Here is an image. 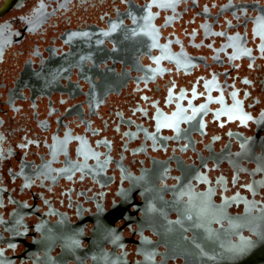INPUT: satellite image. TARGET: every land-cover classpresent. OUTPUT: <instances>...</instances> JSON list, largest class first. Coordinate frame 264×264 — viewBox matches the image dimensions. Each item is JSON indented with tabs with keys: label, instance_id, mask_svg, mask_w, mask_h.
I'll use <instances>...</instances> for the list:
<instances>
[{
	"label": "flooded vegetation",
	"instance_id": "af4514ba",
	"mask_svg": "<svg viewBox=\"0 0 264 264\" xmlns=\"http://www.w3.org/2000/svg\"><path fill=\"white\" fill-rule=\"evenodd\" d=\"M8 6L0 13V152L11 145L4 142L10 127H57L56 118L63 127H100L115 112L140 127H154L140 112L149 116L151 108L160 115H185L197 132L188 134L192 127L176 124L187 140L179 148H173L167 130L153 143L129 148L116 138L111 155L129 182L102 186L115 171L99 182L76 184L81 210L93 218L113 213L117 231L123 224L116 221L118 212L126 207L129 219L143 225L175 221V213L168 218L165 213L175 205L171 191L186 170L194 171L192 189L184 188L189 199L182 200L189 207L200 197L217 203L224 192L240 198L264 193V0H4L0 12ZM196 62L202 64L199 73ZM182 86L186 98L192 89L207 101L176 99ZM215 100L220 103H211ZM67 110L77 114L67 117ZM235 110L244 123L226 125L222 114ZM229 127L237 140L226 143ZM199 134L211 139L210 154L198 144ZM221 159L231 166L218 164L213 171ZM242 209L243 204L237 211ZM16 211L7 199L1 202L0 220L13 232L22 230ZM123 234L139 239L128 227ZM139 251L141 261L143 248Z\"/></svg>",
	"mask_w": 264,
	"mask_h": 264
},
{
	"label": "water",
	"instance_id": "95a60500",
	"mask_svg": "<svg viewBox=\"0 0 264 264\" xmlns=\"http://www.w3.org/2000/svg\"><path fill=\"white\" fill-rule=\"evenodd\" d=\"M200 65V62L194 64L197 73ZM135 71L144 74L143 69ZM223 75L228 77L224 72ZM197 80H200L199 88L206 92L209 88L204 77L198 75ZM183 87H177L176 99L182 98ZM214 92L221 94L218 89ZM186 94L191 95L192 99L183 96L189 103L201 98L207 101L206 95L194 96L192 89L186 90ZM5 98H10L9 92ZM140 112L141 118L154 122V127H140L134 119H124L119 112H115L109 123L101 122L100 127H63L59 118L55 119L57 127H10L4 142L11 144L12 150L3 146L0 152V168L4 170L0 172V204L7 199L15 206L16 223L22 230L13 232L0 220V264H264V201L255 200L256 195L264 198V193L251 192L246 186L250 197L224 192L217 203L200 197L196 207H189L182 200L189 199L184 188L192 189L194 171L186 170L187 175L180 178L176 191H171L175 205L165 213L167 218L170 211L175 213V221H163L159 227L143 225L129 219L126 207L119 210L116 219L123 221L121 232L113 227V213H101L93 218V213H85L78 207L80 194L76 184L87 179L99 182L115 171L118 173H114V179L102 186L116 180L119 184L129 182L118 160L111 155L116 138L129 148L143 142L153 143L167 130L171 132L169 141L175 144L173 148H179L181 142H187L183 131L192 127L187 133L197 132L183 114L160 115L151 108L149 116ZM76 114L67 110L65 116ZM222 116L226 125L244 123V116L238 110ZM179 123L187 128L176 130ZM115 124L128 127H110ZM231 130L229 127L225 133L226 143L237 140ZM199 137L201 149L210 154L211 139L200 134ZM209 160H212L210 155ZM218 164L231 166L232 163L221 159L213 171L220 169ZM5 180L7 184L1 185ZM241 204L243 209L238 212ZM126 227L133 236L139 235V239L126 237L123 234ZM146 233L152 235L151 240ZM139 247L144 252L141 261L136 259L141 254Z\"/></svg>",
	"mask_w": 264,
	"mask_h": 264
},
{
	"label": "bare ground",
	"instance_id": "6f19581e",
	"mask_svg": "<svg viewBox=\"0 0 264 264\" xmlns=\"http://www.w3.org/2000/svg\"><path fill=\"white\" fill-rule=\"evenodd\" d=\"M1 1V0H0ZM10 9V7L8 6L6 9H4L3 11H1L0 13H2V12H4V11H7V10H9Z\"/></svg>",
	"mask_w": 264,
	"mask_h": 264
},
{
	"label": "rangeland",
	"instance_id": "374dc122",
	"mask_svg": "<svg viewBox=\"0 0 264 264\" xmlns=\"http://www.w3.org/2000/svg\"><path fill=\"white\" fill-rule=\"evenodd\" d=\"M4 0H1L0 2H3Z\"/></svg>",
	"mask_w": 264,
	"mask_h": 264
}]
</instances>
